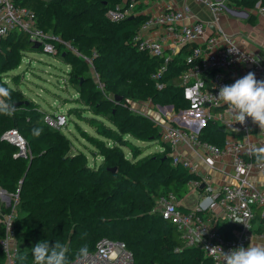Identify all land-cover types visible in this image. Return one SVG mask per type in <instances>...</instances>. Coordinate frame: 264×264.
<instances>
[{
	"label": "trees",
	"instance_id": "16d2710c",
	"mask_svg": "<svg viewBox=\"0 0 264 264\" xmlns=\"http://www.w3.org/2000/svg\"><path fill=\"white\" fill-rule=\"evenodd\" d=\"M15 1L35 12L39 27L68 41L90 58L98 81L87 86L91 77L86 75V69L91 66L56 43L54 57L67 59L69 83L81 96L69 107L70 114L92 128L93 133L80 132L95 150L90 151L103 161L91 166L81 151L68 155V140L60 130L43 122V111L25 99L22 91L1 83L11 89L12 102L16 104L13 116L0 115V186L7 191L19 188L15 234L18 241L21 231L29 242L25 250L18 243L19 250L31 258V249L38 241L60 240L72 260L82 245L92 251L97 240L108 237L124 241L135 264H213L201 249L186 246L175 226L154 209L159 196L171 193L176 200L186 196L187 183L198 174L188 172L180 164L172 165L171 147L161 141V131L153 120L127 104L129 99L149 100L159 106L172 105L176 110L186 108L188 102L179 86V75L186 67L185 49L169 62L158 78L163 86L157 88L151 74L162 59L139 50L133 40L145 15L135 14L119 21H111L105 15L107 9L126 0ZM257 1L234 0L247 9ZM260 4L264 6V0ZM27 51L39 52L41 48L36 49L25 32L11 30L0 45V76L19 66ZM86 111L89 116L84 115ZM12 127L25 138L31 151L29 158L14 157L16 147L1 138ZM34 128L42 130L39 137L33 135ZM224 136L213 121H207L198 132L200 139L219 146ZM132 139L160 143L161 149L138 156L142 149ZM179 207L189 208L181 204ZM255 221V231L263 232L264 218L259 209ZM234 226L227 219L218 221L225 237L233 236Z\"/></svg>",
	"mask_w": 264,
	"mask_h": 264
},
{
	"label": "built area",
	"instance_id": "2783aa9c",
	"mask_svg": "<svg viewBox=\"0 0 264 264\" xmlns=\"http://www.w3.org/2000/svg\"><path fill=\"white\" fill-rule=\"evenodd\" d=\"M204 1L214 15L213 29L209 28V23L195 18L191 23H181L184 17L191 16L187 5L181 8L170 7L146 14L134 33L133 40L139 50L162 59L161 64L151 74L156 80L157 88L163 86L158 78L166 71L169 62L181 50L186 51L183 55L186 67L179 75V86L188 106L181 108L178 116H173L169 110L164 114L166 118L160 124L161 139L171 147L172 165L180 164L188 172L198 174L197 178L187 183L188 188L199 190L201 183H204V187L187 210L179 207L171 193L157 197L154 209L164 220L175 226L186 246L198 247L213 264H224L222 251L229 252L241 245L246 247L253 234L259 237L264 235V231H255L258 224L255 221L257 209L260 210L261 218H264V190L249 179L252 170L264 172V167L258 165L249 155L250 149L264 145V132H261L251 118H247L244 125L232 124L233 117L227 105L216 96L220 87L233 84L250 71L255 73L257 80H264V65L259 60L255 62L257 58L235 40L234 34L224 32L219 26L218 13L226 0ZM136 6V0H126L107 9L105 15L111 21H119L137 14L140 10L135 11ZM253 9L264 16V6L260 4V0ZM13 29L25 32L32 42H39L41 51L53 56L57 54L56 43L60 42L91 66L90 58L80 54L68 41L39 27L32 9L18 5L15 0H0V45ZM95 76L98 81L96 73ZM166 106L168 109L173 108L172 105L159 107ZM42 120L46 125L61 130L66 127L69 116L66 110H46L42 112ZM171 120L178 121L180 125H173ZM207 121L216 122L224 131V142L221 146L198 137V132ZM232 128L239 131L234 132ZM1 138L16 147L14 157L31 156L27 142L17 128L5 130ZM182 142L200 147L207 169L215 168V159L221 155H231L232 177L235 181L219 185L208 182L207 171L198 173L193 162L176 150ZM18 202L19 188L7 191L0 186V264H16L13 255L19 246L14 220ZM219 219H227L235 224L232 237H225L219 230ZM72 260L79 264L76 258ZM84 264L135 262L132 251L124 241L101 237L95 243L94 249L89 251V257Z\"/></svg>",
	"mask_w": 264,
	"mask_h": 264
},
{
	"label": "rangeland",
	"instance_id": "374dc122",
	"mask_svg": "<svg viewBox=\"0 0 264 264\" xmlns=\"http://www.w3.org/2000/svg\"><path fill=\"white\" fill-rule=\"evenodd\" d=\"M229 2L233 5L239 6L234 0H228V3ZM137 6L139 9L142 8V4H138ZM228 6L229 5L226 3L218 13L224 29L226 27V31H231L233 34H239L246 39L249 38L248 33L241 29V24L245 23L246 19L230 13V11L226 9ZM243 9H239L240 12L246 11H243ZM238 14L242 15L243 13ZM66 61L67 59L62 58L59 55L54 57L52 54L44 51H27L23 54V57H21L19 66L6 73H1L0 85L1 83H4L14 89H19L22 91L25 99L33 101L42 111L67 110L70 120H68L66 127L59 131V133L68 140L65 141V146H69L67 154L71 155L77 151H81L85 154L89 165L97 166L103 162L102 157L98 154H93L90 151L95 150L80 132V130H85L89 133H93L92 128L86 125L84 121H81L73 114H70L69 107H72L75 104L76 99H80L81 96L77 93L75 86L69 83V74L67 72L69 66L65 64ZM86 75L91 77L87 86L96 83L95 71L92 66L89 69H86ZM98 89L105 92L100 86ZM127 104L135 112L145 111V113H148L159 131L162 130L160 124L165 120L164 114H166L168 110L172 112L173 116H178L180 111V109H168L167 106L160 108L159 106H155V104L152 105V102L148 100L129 99L127 100ZM84 115L89 116L90 112L86 111L84 112ZM170 122L173 125H180L176 120H171ZM132 141L142 149L141 154L138 156L143 154L148 156L161 149L160 143L142 142L134 139H132ZM161 141L163 140L161 139ZM124 151L126 154L129 153L127 148H124ZM189 189L192 192L186 199V202L187 205L192 206L197 198L194 193L195 189L192 187ZM24 237L25 236L20 231V233H18V243L23 250L27 249L29 245V242L24 240Z\"/></svg>",
	"mask_w": 264,
	"mask_h": 264
},
{
	"label": "clouds",
	"instance_id": "9594fccd",
	"mask_svg": "<svg viewBox=\"0 0 264 264\" xmlns=\"http://www.w3.org/2000/svg\"><path fill=\"white\" fill-rule=\"evenodd\" d=\"M258 62V59L255 61ZM219 100L227 105L233 123L244 125L247 118L264 132V80H257L254 72H248L231 85L220 87ZM16 104L12 102L11 89L0 85V115L13 116ZM231 124V125H232ZM234 132L239 129L232 128ZM41 129L34 128L33 135L39 137ZM258 165L264 167V145L249 150ZM222 251V250H221ZM224 264H264V245L254 243L253 237L247 247L241 245L229 252H223ZM89 257V249L82 245L75 253L76 261L84 264ZM16 264H75L69 259L68 249L60 240H40L31 249V258L16 249L13 255Z\"/></svg>",
	"mask_w": 264,
	"mask_h": 264
},
{
	"label": "crops",
	"instance_id": "0c3cea01",
	"mask_svg": "<svg viewBox=\"0 0 264 264\" xmlns=\"http://www.w3.org/2000/svg\"><path fill=\"white\" fill-rule=\"evenodd\" d=\"M226 3L229 5L228 7H226V9H228L230 13H233L235 15H238L246 19L245 23L241 24L242 26L241 29L248 33L249 38L246 39V38L241 37L239 34H234L235 40L244 49L252 53L259 60L261 65H264V16L259 15V13L255 11L256 9H253V8L243 9V8H240V6L233 5L230 2L228 3V0L224 2V6ZM136 4L137 5L142 4V8L139 9L140 11L137 14H144V15L149 14V13L159 12V11H162L163 9L170 8V7L181 8L187 5L190 9L191 16L187 15L186 17H184L180 21L181 23H184V24L191 23L193 19L195 18V19H199L201 21L209 23L208 26L210 29H213V27L215 26L213 12L204 0H138V1L136 0ZM239 9H243V11L245 10L246 11L240 12ZM238 13H243V14L240 15ZM221 21L222 20L219 19V16H218L217 22L219 26L222 28V30L228 34H233L231 31H226V27L224 29ZM235 73H238V72L236 71ZM228 74H229V71H228ZM138 113H142L144 115H147L149 118H151V116L148 113H145V111L138 112ZM176 150L182 156L186 157L187 159L193 162L198 173L207 171L208 179L206 180L210 182L211 184L219 185L221 183H232L235 181L234 178L232 177V165L230 163L231 155L229 154L221 155L220 157L215 159L216 161L215 168L207 169L206 165L203 162L204 160H203L202 151L200 147H198L197 145H189L186 142H182L178 145ZM249 179L256 186L264 190V172L252 170L249 174ZM191 192L192 191H190L189 189V193L186 196L182 197L181 199H177V203L185 207H191L187 205V202H186V199L189 197ZM194 193L196 194V198H197L200 195L201 191L195 190ZM252 237H253L254 243L259 244V245H264V235L259 237L257 234H253Z\"/></svg>",
	"mask_w": 264,
	"mask_h": 264
},
{
	"label": "water",
	"instance_id": "95a60500",
	"mask_svg": "<svg viewBox=\"0 0 264 264\" xmlns=\"http://www.w3.org/2000/svg\"><path fill=\"white\" fill-rule=\"evenodd\" d=\"M133 17V15H130V16H128L127 18L128 19H131ZM33 46L37 49L38 47H39V42H33ZM115 99L117 100V101H120L121 100V97H119V96H115ZM161 107H163V106H161ZM169 107H171V105H169ZM204 187V183H201L200 184V186H199V190H201L202 188Z\"/></svg>",
	"mask_w": 264,
	"mask_h": 264
}]
</instances>
